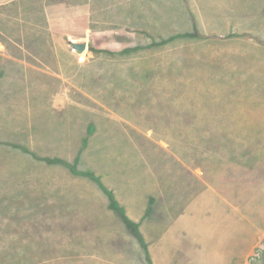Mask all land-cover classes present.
I'll list each match as a JSON object with an SVG mask.
<instances>
[{"label":"rangeland","instance_id":"rangeland-1","mask_svg":"<svg viewBox=\"0 0 264 264\" xmlns=\"http://www.w3.org/2000/svg\"><path fill=\"white\" fill-rule=\"evenodd\" d=\"M0 264H264V0H0Z\"/></svg>","mask_w":264,"mask_h":264},{"label":"water","instance_id":"water-1","mask_svg":"<svg viewBox=\"0 0 264 264\" xmlns=\"http://www.w3.org/2000/svg\"><path fill=\"white\" fill-rule=\"evenodd\" d=\"M70 48L77 54L84 53L88 48V40L84 38L82 40H68Z\"/></svg>","mask_w":264,"mask_h":264},{"label":"crops","instance_id":"crops-1","mask_svg":"<svg viewBox=\"0 0 264 264\" xmlns=\"http://www.w3.org/2000/svg\"><path fill=\"white\" fill-rule=\"evenodd\" d=\"M70 40V39H69ZM71 40H74V39H71Z\"/></svg>","mask_w":264,"mask_h":264}]
</instances>
